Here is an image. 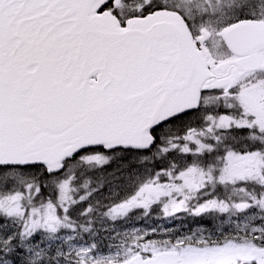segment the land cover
<instances>
[{"label": "snow or ice", "instance_id": "snow-or-ice-1", "mask_svg": "<svg viewBox=\"0 0 264 264\" xmlns=\"http://www.w3.org/2000/svg\"><path fill=\"white\" fill-rule=\"evenodd\" d=\"M0 264H264V0H0Z\"/></svg>", "mask_w": 264, "mask_h": 264}, {"label": "flooded vegetation", "instance_id": "flooded-vegetation-1", "mask_svg": "<svg viewBox=\"0 0 264 264\" xmlns=\"http://www.w3.org/2000/svg\"><path fill=\"white\" fill-rule=\"evenodd\" d=\"M150 222V225L148 224ZM148 226L157 227L161 230L170 229L172 231H176L177 229L180 232H188L190 228L194 229L196 227L197 221H195L192 217L186 216L184 214L179 215L174 219H164L159 216H154L150 221H143L134 218L132 221H129L127 224L125 223H118L117 227L120 229L130 228V226Z\"/></svg>", "mask_w": 264, "mask_h": 264}, {"label": "rangeland", "instance_id": "rangeland-1", "mask_svg": "<svg viewBox=\"0 0 264 264\" xmlns=\"http://www.w3.org/2000/svg\"><path fill=\"white\" fill-rule=\"evenodd\" d=\"M133 227V226H132ZM136 227H140V226H136ZM142 228V227H141Z\"/></svg>", "mask_w": 264, "mask_h": 264}]
</instances>
